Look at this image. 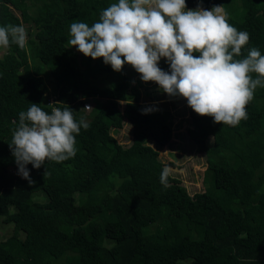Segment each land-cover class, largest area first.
Segmentation results:
<instances>
[{"label":"trees","instance_id":"trees-1","mask_svg":"<svg viewBox=\"0 0 264 264\" xmlns=\"http://www.w3.org/2000/svg\"><path fill=\"white\" fill-rule=\"evenodd\" d=\"M116 2L0 0V26L26 25L28 36L24 48H0V223L11 227L0 239V264H257L264 258V88L235 127L190 108L188 137L205 155L203 189L190 195L170 174L161 184L165 165L148 141L169 142L170 110L159 98L140 99L130 65L115 72L69 44L72 22L91 26ZM197 2L186 0L187 8ZM215 5L250 35L241 58L252 47L264 55V0H202L204 9ZM159 66L169 69L163 58ZM88 99L96 100L91 113L83 109ZM30 103L49 113L67 105L90 124L76 136L73 158L26 165L32 184L18 175L9 148ZM145 108L154 110L142 114ZM124 120L128 145L111 133ZM36 191L45 202L32 199Z\"/></svg>","mask_w":264,"mask_h":264},{"label":"clouds","instance_id":"clouds-1","mask_svg":"<svg viewBox=\"0 0 264 264\" xmlns=\"http://www.w3.org/2000/svg\"><path fill=\"white\" fill-rule=\"evenodd\" d=\"M228 19L223 5L204 9L202 0L194 9L187 8L186 0H118L91 26L72 22L69 44L85 57L102 58L115 72L130 65L142 82H153L169 97L185 99L198 116L235 127L248 119L246 106L256 89L264 88V55L252 47L241 58L250 35ZM27 40L23 25L0 26V48L12 44L24 48ZM162 58L168 71L159 66ZM153 110L145 108L142 114ZM89 127L67 105L49 113L30 103L19 113L9 144L18 175L32 184L26 165L39 169L46 161L73 158L76 136ZM160 182L167 185V171L161 173Z\"/></svg>","mask_w":264,"mask_h":264},{"label":"rangeland","instance_id":"rangeland-1","mask_svg":"<svg viewBox=\"0 0 264 264\" xmlns=\"http://www.w3.org/2000/svg\"><path fill=\"white\" fill-rule=\"evenodd\" d=\"M24 27L27 26L24 25ZM129 73L133 78V82L138 85L142 101L150 103L153 98H159L158 101H161L163 106H167L172 114V136L169 142L163 146H158L152 140H149L148 143L158 150V157L165 165L164 168L167 173L178 179L190 195L201 191L203 189L205 155L196 151L195 143L188 137L187 129L190 126L188 112L190 107L187 106L186 100L181 97H169L153 82H142L139 74L134 69L130 70ZM95 102L94 99H88L84 102L83 109L86 113L93 111ZM111 133L123 145H128L132 141L131 126L127 120L123 121L121 128L112 130ZM210 142L211 138H208L207 143L210 144ZM32 199L45 202L46 195L41 191H36L32 194ZM10 230L9 225L0 223V239L7 237Z\"/></svg>","mask_w":264,"mask_h":264},{"label":"crops","instance_id":"crops-1","mask_svg":"<svg viewBox=\"0 0 264 264\" xmlns=\"http://www.w3.org/2000/svg\"><path fill=\"white\" fill-rule=\"evenodd\" d=\"M257 264H264V258H263V260L261 259V260H258L257 261Z\"/></svg>","mask_w":264,"mask_h":264}]
</instances>
